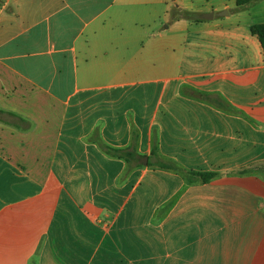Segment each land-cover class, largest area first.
<instances>
[{
	"label": "crops",
	"instance_id": "0c3cea01",
	"mask_svg": "<svg viewBox=\"0 0 264 264\" xmlns=\"http://www.w3.org/2000/svg\"><path fill=\"white\" fill-rule=\"evenodd\" d=\"M257 23L264 0H0V264H264Z\"/></svg>",
	"mask_w": 264,
	"mask_h": 264
},
{
	"label": "trees",
	"instance_id": "16d2710c",
	"mask_svg": "<svg viewBox=\"0 0 264 264\" xmlns=\"http://www.w3.org/2000/svg\"><path fill=\"white\" fill-rule=\"evenodd\" d=\"M247 1L248 0H237V3L239 4V3H244ZM171 15H172V17H177V18H189V19L199 20V17L194 16V13H189L186 11H180L178 9H173L171 11ZM250 31L252 32V34H254L258 37V40L260 42L261 48H262L263 53H264V23L253 24L250 27ZM2 113H4V112L0 111V114H2ZM108 153H110L112 155L122 156V157H128V156L132 155V153H130L129 151H125L122 149H108ZM202 176L204 178H209L212 176V173L204 174Z\"/></svg>",
	"mask_w": 264,
	"mask_h": 264
},
{
	"label": "water",
	"instance_id": "95a60500",
	"mask_svg": "<svg viewBox=\"0 0 264 264\" xmlns=\"http://www.w3.org/2000/svg\"><path fill=\"white\" fill-rule=\"evenodd\" d=\"M226 14L227 13V11H222V12H220V13H218V14ZM202 18H205V19H207V18H211L212 16H213V12H209V13H203V14H201L200 15ZM146 163V161L144 162V164Z\"/></svg>",
	"mask_w": 264,
	"mask_h": 264
},
{
	"label": "rangeland",
	"instance_id": "374dc122",
	"mask_svg": "<svg viewBox=\"0 0 264 264\" xmlns=\"http://www.w3.org/2000/svg\"><path fill=\"white\" fill-rule=\"evenodd\" d=\"M194 16L198 17L197 14H194ZM164 24H165V23H162V25H160V28H161V26H163ZM108 220H109V221H108V223H109V222L111 221V220H110V217H108Z\"/></svg>",
	"mask_w": 264,
	"mask_h": 264
}]
</instances>
